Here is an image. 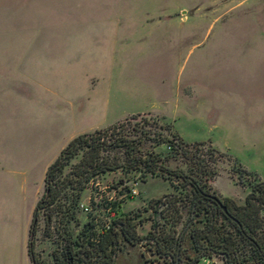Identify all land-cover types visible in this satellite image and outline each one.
Returning <instances> with one entry per match:
<instances>
[{"label":"rangeland","instance_id":"rangeland-1","mask_svg":"<svg viewBox=\"0 0 264 264\" xmlns=\"http://www.w3.org/2000/svg\"><path fill=\"white\" fill-rule=\"evenodd\" d=\"M132 113L127 129L146 131L144 150L167 154L156 138L174 132L205 140L197 152L218 169L208 185L242 202L248 175L237 162L264 178V0H0V264H30L28 223L59 140ZM192 162L178 153L166 164L188 170ZM140 175L119 167L92 178L73 234L95 215L94 238L116 208L147 206L134 221L149 235L150 199L182 187ZM38 213L34 247L47 258L55 243ZM188 242L184 235L187 250ZM120 243L116 264H171L146 244Z\"/></svg>","mask_w":264,"mask_h":264},{"label":"trees","instance_id":"trees-1","mask_svg":"<svg viewBox=\"0 0 264 264\" xmlns=\"http://www.w3.org/2000/svg\"><path fill=\"white\" fill-rule=\"evenodd\" d=\"M137 114L76 134L47 165L45 189L37 200L29 228L28 253L32 264H116L120 239L146 244L171 264H198L202 257L214 255L225 264H264V178L237 162L239 172L248 175L249 190L244 200L238 202L231 196L220 195L208 185L218 169L197 152L201 141L187 142L174 132L171 138H156L158 143H167V154L144 150L146 131L133 125L131 130L136 132L131 136L130 128L127 129ZM208 149L214 161L213 153L217 150L214 146ZM178 153L193 161L188 170L167 166V159ZM119 167L138 170L142 180L148 175L161 176L171 184L177 180L182 191L150 199L155 216L149 235L138 234L134 221L147 206L133 212H119L116 208L111 221L94 238L88 235L96 224V216L92 215L74 235L70 224L78 221L84 188L96 175ZM39 208L46 217L45 237L55 243L50 251L51 261L40 258L34 247ZM183 208L187 216L182 228L177 229ZM184 235L189 238V250L183 246Z\"/></svg>","mask_w":264,"mask_h":264},{"label":"crops","instance_id":"crops-1","mask_svg":"<svg viewBox=\"0 0 264 264\" xmlns=\"http://www.w3.org/2000/svg\"><path fill=\"white\" fill-rule=\"evenodd\" d=\"M90 103H92L91 102V100H90ZM68 116H69V120L71 119V109L68 111ZM130 115V114H129ZM72 118L75 120V118H76V116H75V109L74 108H72ZM82 116H86V115H82ZM127 116V115H126ZM125 117V116H124ZM124 117H120V118H116V119H114V120H112V121H110V122H108L106 125H104V126H101V127H105V126H107V125H109V124H111V123H113V122H115V121H118V120H120V119H122V118H124ZM95 128H97V127H95ZM92 129H94V128H92ZM92 129H88V130H92ZM88 130H85V131H88ZM82 132H84V131H82ZM80 133V132H79ZM78 134V133H77ZM76 135V134H75ZM74 135V136H75ZM181 135V134H180ZM182 136V135H181ZM68 138H72V134H70L69 136H68ZM69 139V140H70ZM184 139V138H183ZM69 140H59V144L63 147V146H65L66 144H67V142L69 141ZM185 141H187V142H195V141H205V140H185ZM207 141H209L210 143H211V141L210 140H207ZM211 145L212 146H214L212 143H211ZM62 147L59 149V151L56 153V155H55V157L58 155V153L60 152V150L62 149ZM215 147V146H214ZM54 157V158H55ZM53 158V159H54ZM52 161V160H51ZM50 161V162H51ZM47 167V166H46ZM45 170H46V168H45ZM45 173V172H44ZM34 210V209H33ZM32 213H33V211H32ZM32 213H31V215H32ZM29 228H30V219H29V223H28V230H27V237H26V246H27V252H28V241H29V237H28V234H29ZM28 255H29V253H28ZM29 258H30V255H29ZM41 258L42 259H47L46 261H51V259H52V257H51V253L50 252H48V256H47V258L44 256V255H42L41 256ZM30 264H32V261H31V258H30Z\"/></svg>","mask_w":264,"mask_h":264},{"label":"built area","instance_id":"built-area-1","mask_svg":"<svg viewBox=\"0 0 264 264\" xmlns=\"http://www.w3.org/2000/svg\"><path fill=\"white\" fill-rule=\"evenodd\" d=\"M81 206H82V208L84 210L88 209L87 205L81 204ZM202 258L207 259V264H215V262L211 260V258H212L211 256H205V257H202Z\"/></svg>","mask_w":264,"mask_h":264},{"label":"water","instance_id":"water-1","mask_svg":"<svg viewBox=\"0 0 264 264\" xmlns=\"http://www.w3.org/2000/svg\"><path fill=\"white\" fill-rule=\"evenodd\" d=\"M175 263H176V261L173 262V264H175Z\"/></svg>","mask_w":264,"mask_h":264}]
</instances>
